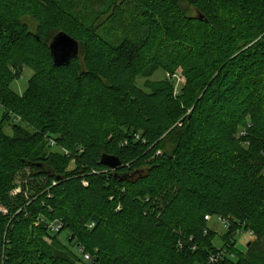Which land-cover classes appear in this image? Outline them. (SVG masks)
<instances>
[{
    "label": "trees",
    "instance_id": "16d2710c",
    "mask_svg": "<svg viewBox=\"0 0 264 264\" xmlns=\"http://www.w3.org/2000/svg\"><path fill=\"white\" fill-rule=\"evenodd\" d=\"M82 1L0 0V264H264V0ZM60 32L80 54L58 67ZM179 66L180 95L136 84Z\"/></svg>",
    "mask_w": 264,
    "mask_h": 264
},
{
    "label": "rangeland",
    "instance_id": "374dc122",
    "mask_svg": "<svg viewBox=\"0 0 264 264\" xmlns=\"http://www.w3.org/2000/svg\"><path fill=\"white\" fill-rule=\"evenodd\" d=\"M81 2H83L82 0H80ZM34 72L29 69V68H25L24 72L22 74V77L19 81H16L12 88L14 89V91H16L18 94H23L24 91L27 89L28 87V81L33 77ZM168 80L172 83L173 87H174V95H180L182 89L185 87L187 79L183 73V69L181 66H179L176 71L174 72V75H171V73H167L164 69H159L157 70L152 76L150 77H145L143 75H139L136 78V84L148 91L149 88L148 86L153 84V83H157V82H161V81H165ZM5 110L0 106V120L2 119V116L4 114ZM22 120L19 116L17 115H12V118L10 119L9 123H7V125L5 126V132L9 135L13 134V129H12V125L14 124H18L21 123ZM53 142L55 143L53 145ZM48 143L50 148L54 151L57 152V145L54 139H49L48 138ZM64 151V150H63ZM75 164V161L73 160L71 162L70 168H73ZM27 174L29 175V171H27ZM27 182V180H24L23 174L22 176H20V178H18L17 180V184L18 185H22V183ZM17 191H20V188ZM52 222H49V224L47 225V228L49 225H51ZM38 225V224H37ZM208 228L211 229L212 231H214L216 233L215 235V239H214V244L217 248H221L224 245V242L222 240V236L226 233V226L223 223V221L215 216L212 217L210 220H208ZM49 230V234L47 233V235L44 237V241L47 242L49 245L52 244V240H53V235H55L56 233H53L52 231ZM68 233H62L59 238L62 241V244L67 245L68 247H71L70 244H68ZM237 241H238V249L242 250L244 249V247L247 245L248 242L254 243L255 242V236L253 235L252 231H248V232H241L237 235ZM252 241V242H251ZM249 245V244H248ZM259 247H261L264 250V239H262L261 244L259 245ZM72 250L77 254L80 255L82 249L79 248H75L74 246L71 247ZM78 252H80V254H78ZM92 257V256H91ZM93 260V257H92ZM81 264H94L93 261L91 262H86L83 258L81 261Z\"/></svg>",
    "mask_w": 264,
    "mask_h": 264
},
{
    "label": "water",
    "instance_id": "95a60500",
    "mask_svg": "<svg viewBox=\"0 0 264 264\" xmlns=\"http://www.w3.org/2000/svg\"><path fill=\"white\" fill-rule=\"evenodd\" d=\"M50 51L56 66H67L79 56L80 44L66 32H60L53 38ZM100 164L111 170H117L121 167L120 159L112 155H104Z\"/></svg>",
    "mask_w": 264,
    "mask_h": 264
},
{
    "label": "built area",
    "instance_id": "2783aa9c",
    "mask_svg": "<svg viewBox=\"0 0 264 264\" xmlns=\"http://www.w3.org/2000/svg\"><path fill=\"white\" fill-rule=\"evenodd\" d=\"M136 139L139 140L140 136H136ZM55 143L53 142V145ZM66 154H68V152H66ZM208 220H210V217H207ZM223 223L226 226V229L229 228V224L226 221H223ZM93 226V225H92ZM48 228L50 229V231H52L53 233H58L61 231V229L63 228V223L61 221H55L52 222L51 225L48 226ZM230 255L227 251V249H223L222 251L212 254L210 257V264H217L221 259H223L225 256ZM232 257H234L233 255H230ZM83 259L86 262H91L92 261V257L89 254H84L83 255Z\"/></svg>",
    "mask_w": 264,
    "mask_h": 264
}]
</instances>
